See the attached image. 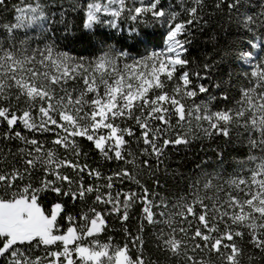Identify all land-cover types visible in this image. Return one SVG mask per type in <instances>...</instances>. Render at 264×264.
<instances>
[{"label":"snow or ice","instance_id":"obj_1","mask_svg":"<svg viewBox=\"0 0 264 264\" xmlns=\"http://www.w3.org/2000/svg\"><path fill=\"white\" fill-rule=\"evenodd\" d=\"M208 9L11 5L0 22V264H264V0ZM214 13L235 32L213 34L211 51L193 56ZM150 23L165 27L163 46L140 53L139 26ZM218 138L236 155L218 146L211 171L203 160L192 176L170 168L171 151ZM177 176L186 190L169 195Z\"/></svg>","mask_w":264,"mask_h":264},{"label":"trees","instance_id":"obj_2","mask_svg":"<svg viewBox=\"0 0 264 264\" xmlns=\"http://www.w3.org/2000/svg\"><path fill=\"white\" fill-rule=\"evenodd\" d=\"M209 4V9L211 10L212 0H207ZM16 3V0H9V10L2 11L0 10V22H8L13 16L11 11V5ZM162 3L166 7L168 0H162ZM255 7V5H254ZM79 23V19H77ZM127 25H125L126 27ZM140 29L142 32L147 33L148 47L145 48L144 45L139 46V52L144 53L147 50H151L153 47H162L163 46V35L165 32V27L161 24L150 23L148 26L141 24ZM229 28L232 32H235L234 25H230L225 16L216 15L215 13L212 16V23L208 28L205 29L204 33H197V42L192 48V55L198 58H203L205 51H211L210 44L207 43L209 38L215 34L218 39H225L223 29ZM78 35V34H77ZM232 40H235L236 37L233 35ZM71 41V38H70ZM69 41H66L68 43ZM71 47L74 48L77 52H83L86 45L80 42H71ZM87 55V52H84ZM242 86V85H241ZM223 106V105H221ZM84 150L87 151L89 145L86 141L82 142ZM222 147L227 150L231 155L227 156V159H231V156L236 155V153L231 152V149L224 143L222 139H216L213 141L204 140L202 143L197 141L190 145L188 148L180 146L179 151H171V159L169 161L171 169H177L179 172L183 173L185 176H192L194 172L199 171L195 168L196 162L203 160L206 162V166L210 165L207 170L211 171L212 168L216 165V156L213 149L217 147ZM98 160V156L93 152L90 153L89 162L95 163ZM106 169H114L117 167L115 163L104 165ZM231 171V169H229ZM149 186H151V181H148ZM134 187V186H133ZM168 194L172 195L173 193H178L180 190H186V181L180 179L177 176L175 179L169 178L167 182ZM140 215L139 206L133 210V215L128 222V227L131 231L135 232L138 227V217ZM113 224L115 230L110 233L115 237L117 241L123 242L125 239L123 231L120 229V225L113 219ZM148 235V233H146ZM151 249V245H149Z\"/></svg>","mask_w":264,"mask_h":264}]
</instances>
